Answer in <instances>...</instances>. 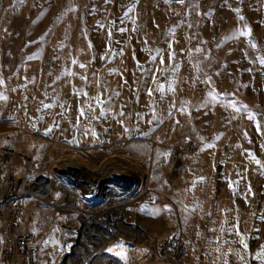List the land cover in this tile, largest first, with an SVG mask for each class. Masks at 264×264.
I'll use <instances>...</instances> for the list:
<instances>
[{
  "label": "rangeland",
  "instance_id": "374dc122",
  "mask_svg": "<svg viewBox=\"0 0 264 264\" xmlns=\"http://www.w3.org/2000/svg\"><path fill=\"white\" fill-rule=\"evenodd\" d=\"M185 2L178 38L151 0H0V152L15 148L8 172L26 188L52 177L50 204L30 196L22 217L41 264L78 263L83 216L99 218L87 241L105 242L89 264H264V192L252 189L264 168L251 158L264 163V50L252 41L264 39V0ZM64 161L84 165V180L59 184ZM116 162L130 192L91 199L87 180ZM172 236L182 252L167 251ZM4 237L0 220V264Z\"/></svg>",
  "mask_w": 264,
  "mask_h": 264
},
{
  "label": "built area",
  "instance_id": "2783aa9c",
  "mask_svg": "<svg viewBox=\"0 0 264 264\" xmlns=\"http://www.w3.org/2000/svg\"><path fill=\"white\" fill-rule=\"evenodd\" d=\"M155 13H169V27L176 37L184 36L188 31L189 9L185 0H151ZM152 17H155L152 14ZM253 43L264 50L263 37L254 36ZM210 82L202 80L200 94L205 95L209 89ZM184 146L187 152L193 153L199 149L200 142L195 138H189ZM16 150L12 146H6L0 152V220L3 222L4 251L7 253V264H41L40 247L36 235L24 225L22 217L27 211L30 193L28 187H24L23 181L8 170L14 162ZM249 171H254L248 166ZM257 177L264 176V169L255 172ZM252 189L256 192H264V185L254 183ZM33 197V196H32ZM250 223L251 218L245 217ZM184 245L183 238L172 236L169 248L173 252H179Z\"/></svg>",
  "mask_w": 264,
  "mask_h": 264
},
{
  "label": "bare ground",
  "instance_id": "6f19581e",
  "mask_svg": "<svg viewBox=\"0 0 264 264\" xmlns=\"http://www.w3.org/2000/svg\"><path fill=\"white\" fill-rule=\"evenodd\" d=\"M181 152H183L182 149H181ZM181 164H182V159L178 158L177 164H176V170H179V167L181 166ZM120 165L121 164L118 162L111 163L106 167V170L104 171L102 175L92 176L89 180H87V183H85L86 189L88 188L87 193L91 197V199L99 200L100 198L99 192H104V189L107 187H112V189L114 190V193L117 194L118 197H122L121 195H124V194L126 195L128 192H130V190H127L126 188L122 186L117 187L118 185L116 186L115 184L116 181H119V178H117V169H118L117 166L119 167ZM121 168L123 167L121 166ZM59 170L60 172L58 173V178L60 179V181L58 183L60 184V182L65 181L67 185L69 183L68 177L70 175L76 176L80 180H84V175L87 173V170L84 167V165L80 163H73V162H67V161L62 162L59 165ZM133 181L135 182L134 179ZM51 182H52V177L41 175L38 178H36V180L31 184V186L28 188V191L30 195L33 196L34 199L40 200L43 203L50 204L53 198V195L51 194V190H52ZM111 227L113 230H120V228H116L117 226H111ZM123 229L124 227L122 228V230ZM183 246L179 252H173L169 248V245H168L167 251H170L172 254L180 253L182 252V250H184Z\"/></svg>",
  "mask_w": 264,
  "mask_h": 264
},
{
  "label": "snow or ice",
  "instance_id": "6c2138e0",
  "mask_svg": "<svg viewBox=\"0 0 264 264\" xmlns=\"http://www.w3.org/2000/svg\"><path fill=\"white\" fill-rule=\"evenodd\" d=\"M178 2L183 3V0H178ZM69 10H75V6H73V8H72V9H69ZM235 11H236L237 13H239V12H240V9H239V8H236ZM240 19H243V17H240ZM245 28H246V30L243 32V34L246 35V36L250 35V31H251L250 28H249L248 26H245ZM157 51H159V50H157ZM197 51H199V49H197ZM259 59H260V63H261V64H264V56H261ZM81 67H83V65H81ZM112 71H115V69H113ZM209 80H210V78H209ZM3 83H4L3 79H0V84H3ZM149 91H151V90H149ZM0 99L6 100V99H7V96L4 95L2 92H0ZM50 106H51V105H45V107H50ZM231 106H232V107H235V104H232ZM90 107H91V106H90ZM244 108L247 110L248 106H247V105H244ZM108 110H109V109H106V108H103V107H102V108H101L100 115L103 116V115L105 114V111H108ZM237 111H239V109H237ZM249 118L252 119V120H256V113L251 112V111L249 110ZM120 123H123V121H120ZM260 127H261L260 122L257 121V130H258V131H260ZM86 134H87V133H86ZM92 135H94V136L97 135V133L95 132L94 129L92 130ZM245 135H246V133H245ZM201 139H203V138H201ZM205 147H212V145H211V144H206ZM164 155H167V154L165 153ZM251 158H252V160L255 161L256 164L260 165L261 168H264V163H262V162H261L259 159H257L254 155H252ZM197 179H198V180H202V179H204V178H203V177H198ZM248 192L251 193V186H250V185H249V187H248ZM56 195H57V197H58V196L60 195V193H56ZM165 207L167 208V207H169V206L166 205ZM261 218L264 219V217H261ZM230 230H231V229H230ZM0 239H2V238H0ZM45 243H47V241H46ZM241 243L243 244V246H244L245 249L248 248V245H247V243L243 240V238L241 239ZM121 244H122V242H121ZM113 247H115V246H113ZM112 250H113V248H109V249H108V251H112ZM145 251H146V249H145ZM229 251H231V249H229ZM115 255L120 256V257H122V258H125L126 253H125L124 251H118V252H115ZM255 255H256V258H257V259H264V245L261 246V248L257 251V253H256ZM241 259L243 260L244 257H241ZM225 264H227V261H225Z\"/></svg>",
  "mask_w": 264,
  "mask_h": 264
},
{
  "label": "crops",
  "instance_id": "0c3cea01",
  "mask_svg": "<svg viewBox=\"0 0 264 264\" xmlns=\"http://www.w3.org/2000/svg\"><path fill=\"white\" fill-rule=\"evenodd\" d=\"M263 149H264V147H263ZM51 194H52V192H51ZM98 221H99V218L98 217H94L93 218L92 216L91 217L83 216L81 218V223L83 225V228H82V237L84 238V246L78 252L77 258H75L77 260V262H78L77 264H81L82 263L80 259H85V263L84 262L83 263L84 264H89V262L91 261V259L96 254L101 253V251H99L100 249H98V248L103 247V245L105 244V242H103L101 245L98 246V245H95L94 243H90V241H87V240L95 237L93 234H90V233H93L94 232L93 231L94 229H92V227H94V225L97 226L98 225ZM110 223H112V225L115 224V222H110ZM86 227H88V230H87ZM85 232L87 233L86 235H85ZM107 232H109V230Z\"/></svg>",
  "mask_w": 264,
  "mask_h": 264
}]
</instances>
